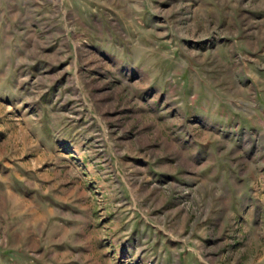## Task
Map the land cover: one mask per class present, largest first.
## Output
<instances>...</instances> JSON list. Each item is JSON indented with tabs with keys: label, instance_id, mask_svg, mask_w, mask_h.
<instances>
[{
	"label": "rangeland",
	"instance_id": "1",
	"mask_svg": "<svg viewBox=\"0 0 264 264\" xmlns=\"http://www.w3.org/2000/svg\"><path fill=\"white\" fill-rule=\"evenodd\" d=\"M0 5V264H264V0Z\"/></svg>",
	"mask_w": 264,
	"mask_h": 264
},
{
	"label": "crops",
	"instance_id": "2",
	"mask_svg": "<svg viewBox=\"0 0 264 264\" xmlns=\"http://www.w3.org/2000/svg\"><path fill=\"white\" fill-rule=\"evenodd\" d=\"M7 7L5 6V8H2L1 5H0V33L2 35H0V42L3 41L4 39V36L7 35L8 37V42L11 43L14 39V36H15V31H16V22H15V18L12 17V11L9 13V11H7L6 9ZM7 15H10V17H8ZM5 50H8V55L11 56L12 58H15L16 57V53H15V48H7V49H4L3 51ZM175 156H177V152L176 153H171L169 152L168 153V160H174L175 159ZM160 158V156H158ZM166 158V156L164 157ZM191 155L189 156V153H187V158L186 160H182L179 164V166L177 167V174H186L188 175V172L192 171V168L189 167L191 163ZM158 160V159H157ZM160 161V160H159ZM163 162H156L155 165L158 164V168H161L162 166H164V164H161ZM225 164V163H224ZM229 165L233 166V163L230 162ZM226 166V164H225ZM165 167V166H164ZM198 168H202L201 167V164H197ZM228 168V165L227 167ZM229 169V168H228ZM161 174V173H160ZM174 174V173H173ZM176 175V174H174ZM174 175H169V176H174ZM212 195H217V191H214ZM216 199V198H214ZM213 201V200H212ZM216 202L215 203H211L212 205L209 207V212L205 214V219H210V218H219L222 213V210L218 208V200H215ZM107 215V221L108 220H111L113 218V216L111 215V212L110 211H106L105 213ZM116 217V215H115ZM96 216H94L92 219H93V222L91 223L90 222V226L92 225V229L96 228L98 224H100L99 221H96ZM120 221H121V224H122V219L120 218ZM94 225V226H93ZM202 232H204L205 234H211V230H213V222L212 221H209L207 223H205V225L203 226V228H201ZM92 235V234H91ZM77 239H82L81 236H79ZM60 243L62 242V240L59 241ZM80 243H84V246ZM80 243H78V246H81L83 247V250L85 252L89 251V250H92V252L98 248L99 250L101 248H104L105 246L100 242L99 240V236L98 237H95L93 235V238L91 239L90 241V238H88L87 240L86 239H83V241H81ZM63 242H62V245H61V250L64 249V246H63ZM21 245V248L25 251H29V250H33V251H36L34 256L32 257V259L28 260L26 264H44V243L42 242V245H40L39 247H37V249H33V248H29L27 245H24V244H20ZM119 250H122L123 249V246H125V241L121 242L119 244ZM59 249V250H60ZM71 250H74V247H71ZM83 251V252H84ZM104 259V257H102Z\"/></svg>",
	"mask_w": 264,
	"mask_h": 264
}]
</instances>
